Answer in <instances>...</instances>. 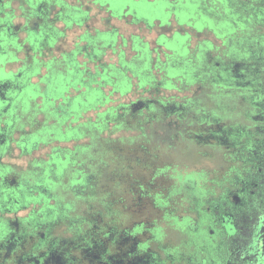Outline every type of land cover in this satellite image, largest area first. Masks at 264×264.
Listing matches in <instances>:
<instances>
[{
    "label": "clouds",
    "instance_id": "9594fccd",
    "mask_svg": "<svg viewBox=\"0 0 264 264\" xmlns=\"http://www.w3.org/2000/svg\"><path fill=\"white\" fill-rule=\"evenodd\" d=\"M0 264H264V0H0Z\"/></svg>",
    "mask_w": 264,
    "mask_h": 264
}]
</instances>
